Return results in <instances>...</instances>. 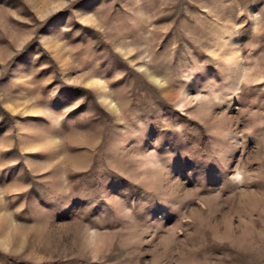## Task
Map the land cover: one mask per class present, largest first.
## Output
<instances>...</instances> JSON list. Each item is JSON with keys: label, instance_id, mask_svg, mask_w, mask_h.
<instances>
[{"label": "rangeland", "instance_id": "1", "mask_svg": "<svg viewBox=\"0 0 264 264\" xmlns=\"http://www.w3.org/2000/svg\"><path fill=\"white\" fill-rule=\"evenodd\" d=\"M0 264H264V0H0Z\"/></svg>", "mask_w": 264, "mask_h": 264}]
</instances>
